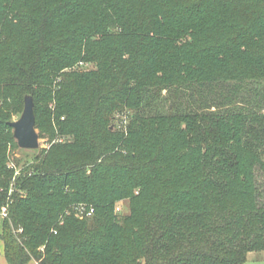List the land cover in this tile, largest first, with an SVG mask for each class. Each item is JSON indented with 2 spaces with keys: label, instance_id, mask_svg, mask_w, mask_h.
<instances>
[{
  "label": "trees",
  "instance_id": "obj_1",
  "mask_svg": "<svg viewBox=\"0 0 264 264\" xmlns=\"http://www.w3.org/2000/svg\"><path fill=\"white\" fill-rule=\"evenodd\" d=\"M25 96L52 144L22 167ZM262 172L264 0H0L8 264H243Z\"/></svg>",
  "mask_w": 264,
  "mask_h": 264
},
{
  "label": "rangeland",
  "instance_id": "obj_2",
  "mask_svg": "<svg viewBox=\"0 0 264 264\" xmlns=\"http://www.w3.org/2000/svg\"><path fill=\"white\" fill-rule=\"evenodd\" d=\"M76 69H78V68H76ZM220 89L221 88H218L217 91H215L214 89H210L209 92L207 91L206 92L208 95L207 99H210L212 101L215 99L216 103L218 104L219 101H222L225 96L231 95L227 92V90H230V89H224V90H220ZM163 94L166 95L165 92ZM211 105H212L211 108H213L214 107L213 102L211 103ZM21 114L16 116V118H15L16 121L21 117L20 116ZM40 130L41 129L36 128V131H38V134H39V146H40V148L37 150H34V149L33 150H26V149H22L18 146L19 148H17L15 151H11L9 149L8 155H9L10 161H12V163H15V162L20 163V165L23 167V166L27 165L29 162H33L34 159L38 155H41V153L44 150H49L52 143L49 140V137H46V136L42 137V138L40 137V133H41ZM13 133H14V131H13ZM45 134H46V132H45ZM12 166H14V164H12ZM261 174H260L258 181H259V186L262 187V190L264 193V173L262 172ZM125 213H127V209L125 210ZM2 222H3V220L0 218V234L2 233V229H3ZM3 248H4L3 247V241H1V239H0V264H7L5 257L3 256V250H4ZM243 264H264V253L255 252V253L248 254L247 262H245Z\"/></svg>",
  "mask_w": 264,
  "mask_h": 264
},
{
  "label": "water",
  "instance_id": "obj_3",
  "mask_svg": "<svg viewBox=\"0 0 264 264\" xmlns=\"http://www.w3.org/2000/svg\"><path fill=\"white\" fill-rule=\"evenodd\" d=\"M25 105L21 117L12 123L10 127L14 131V139L17 145L26 150H37L39 146V134L36 131V115L34 113L35 100L31 96H25Z\"/></svg>",
  "mask_w": 264,
  "mask_h": 264
},
{
  "label": "built area",
  "instance_id": "obj_4",
  "mask_svg": "<svg viewBox=\"0 0 264 264\" xmlns=\"http://www.w3.org/2000/svg\"><path fill=\"white\" fill-rule=\"evenodd\" d=\"M86 211H87L86 207H84L83 205H81L79 208L76 209V214H77V216L80 219H82V217H84V215H87V216L90 217L93 214V210H91L89 212H86ZM8 214H9V212H8L7 208L6 207H3L2 212L0 214V218L2 220H4L5 218L8 217Z\"/></svg>",
  "mask_w": 264,
  "mask_h": 264
},
{
  "label": "crops",
  "instance_id": "obj_5",
  "mask_svg": "<svg viewBox=\"0 0 264 264\" xmlns=\"http://www.w3.org/2000/svg\"><path fill=\"white\" fill-rule=\"evenodd\" d=\"M3 247H4V245H3ZM4 249V248H3ZM6 260V259H5ZM6 263H7V261H6ZM8 264V263H7ZM29 264H38V263H35V262H30Z\"/></svg>",
  "mask_w": 264,
  "mask_h": 264
}]
</instances>
